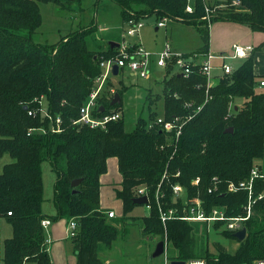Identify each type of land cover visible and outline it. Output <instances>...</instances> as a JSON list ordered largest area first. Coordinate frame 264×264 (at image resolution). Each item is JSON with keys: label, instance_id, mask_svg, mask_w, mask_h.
Here are the masks:
<instances>
[{"label": "trees", "instance_id": "obj_1", "mask_svg": "<svg viewBox=\"0 0 264 264\" xmlns=\"http://www.w3.org/2000/svg\"><path fill=\"white\" fill-rule=\"evenodd\" d=\"M114 1L121 6L125 22L130 17L139 20L155 15L195 25L203 39L202 53L209 51L214 21H234L264 31V0H239V5L232 0H215L226 6L212 16L211 23L203 18V0L195 1L192 13L186 9L188 0ZM81 2L0 0V156L9 154L12 158L0 171V220L6 218L13 229L2 245L1 264H53L45 218L52 223L60 219L77 222V232L71 236L76 264H106L99 257V244L111 246L119 236L112 220L115 217L101 207V176L108 171V159L113 156L123 178L117 196L122 200L124 217L139 205L134 202L137 190L146 187L150 212L133 216L134 221L142 223L144 236L160 235L164 240L167 235L176 251L173 258L207 257L210 264H253L264 259V200L255 204L244 224L247 236L235 251L218 241L212 251L206 243L208 222L184 220L187 212L173 193V186L179 183L189 196L202 198L207 212L222 207L228 216L247 213V192H231L229 185L248 179L256 160L264 158V91L256 88L254 54L231 74L214 77L210 84L199 66L189 76H166L162 94L149 97L151 109L162 98L163 112L150 109L146 116H139L132 130L126 128L125 113L105 129L78 124L74 121L80 118L94 80L103 71L101 60L118 48L110 41H99L94 26L72 31L55 43L39 42L35 34L43 21L41 3L70 10ZM112 87L114 82L109 80L96 115L123 108L127 87L115 90L121 102L114 105ZM41 97L47 100L54 118L61 116L60 132L51 130L52 121L43 114H29L41 106ZM159 115L180 119L183 127L179 137L148 126ZM43 126L45 132L39 130ZM231 127L233 132H226ZM45 160H50L57 173L54 215L43 210ZM77 178L82 181L73 187ZM263 189L264 178H259L256 192ZM159 203L163 209L177 210L165 225ZM223 226V222L213 224L214 229L222 228L225 236L236 239L234 231Z\"/></svg>", "mask_w": 264, "mask_h": 264}, {"label": "rangeland", "instance_id": "obj_2", "mask_svg": "<svg viewBox=\"0 0 264 264\" xmlns=\"http://www.w3.org/2000/svg\"><path fill=\"white\" fill-rule=\"evenodd\" d=\"M40 6L43 21L41 27L35 34V39L39 42L55 43L72 31L94 26L97 29L95 35L101 42L112 40L119 43H134L138 41L146 50L153 53H160L167 44H169L174 51L188 54L200 52L203 46L202 36L195 25L170 17H166V26H161L159 28H157V23L160 19L155 15L142 17L145 26L142 27L135 36L127 35L126 30L128 25L122 17L121 6L114 0H82L80 4L73 5V8L70 10H63L59 5L53 3H41ZM222 22L231 24L227 26V31H222L218 28L223 24ZM240 25L244 26L243 28H251L246 24ZM215 26L216 29L214 28ZM234 26H236V24L228 20H217L212 22L210 25L211 39L213 28L215 29L213 34L216 40L217 37L220 41L225 38H232L237 33L233 31ZM237 43L243 44L241 41ZM216 61L218 60L215 59L214 62ZM228 61L239 66L244 60L229 59ZM213 73L220 74L221 70L216 69ZM110 80L114 82L115 90L124 85L127 87L122 97L124 101L122 109L125 113L126 128L132 130L139 116H146L149 113L151 109L149 107L150 95L152 99H155L156 95L162 94L164 86L163 69L156 66L151 79L135 77L130 75V73H121L111 77ZM256 88L264 91V86H260L259 84ZM238 102H242V100L240 99ZM47 105L48 102L44 99L43 106L47 107ZM151 110H156L160 113L163 112L162 98H158L155 101ZM10 161H12V158L9 154L0 156V171L4 164ZM256 165L264 174V158L256 160ZM42 169L45 197L43 210L49 215H54L57 213L54 201L57 173L52 168L50 160H45L43 162ZM118 171L119 167L117 168V172ZM112 175L113 179H110L103 185L102 201L107 211L111 209L116 212V217L112 218V220L119 228V236L111 246H107L104 243L99 244V257L106 264H162L163 260L161 256H152L157 243L162 240L161 236H144L142 223L134 221L137 219L133 218V216L141 217L149 214L150 209L147 207V204H139L124 217L123 203L117 196V189L122 187V178L121 175L120 177L113 173ZM184 195L185 194H183V196ZM58 227L59 234H61L62 237L59 242L58 239L52 238L54 242V248H52L53 252L55 253L56 250L58 262H61L65 256L68 260H71L72 257H75V252L69 227L67 226L65 228V226L60 225ZM209 228L210 236L206 243L209 244L208 246L212 251H215V242L217 241L232 252L239 247L240 240L225 236L222 233V228L214 229L212 224H209ZM11 236L12 225L6 218H2L0 221L1 243L6 237L10 238ZM199 236L200 233L198 234V237ZM200 239L205 243L203 238L200 237ZM170 253L171 255L176 254L172 245H170ZM26 264L36 263L34 261H29Z\"/></svg>", "mask_w": 264, "mask_h": 264}, {"label": "built area", "instance_id": "obj_3", "mask_svg": "<svg viewBox=\"0 0 264 264\" xmlns=\"http://www.w3.org/2000/svg\"><path fill=\"white\" fill-rule=\"evenodd\" d=\"M195 1L188 0L187 11L192 13L195 10ZM206 14L204 19L209 23L212 22V16L218 13V10L226 6L224 3H216L215 0H203ZM211 2V3H210ZM232 4L239 5V0H232ZM128 28L126 30L127 35L135 36L137 32L144 26L142 18L136 20L135 17H130L126 21ZM158 27L166 26V18L160 19L158 21ZM118 52L114 55L104 58L100 62V66L103 68L102 73L95 78L93 83V88L81 108V116L79 119L74 121L78 124H88L93 128L101 127L106 128L107 124L111 121H116L122 118L124 115L123 109H111L102 116L96 115L94 113L95 109L100 105L99 99L106 93L105 88H107L108 82L111 77L116 76L113 73L115 65H118V74L130 73V75L151 79L155 67H161L163 69L164 78L170 74H178L189 76L193 73L194 68L199 66V69L206 75L208 83L210 84L212 79L215 77L213 71L219 69L222 71V75L231 74L236 67L233 63L229 62V59H246L248 58L256 49L254 45L247 44L242 45L239 43H234L232 46V51L229 53L213 54L211 52H194V53H182L174 51L169 44H167L163 51L160 53H153L146 50L140 43H120ZM214 59H220V63L215 64ZM117 74V75H118ZM260 86H264V80L260 82ZM111 93H115L114 87L111 88ZM111 94L108 95V98ZM44 97H41L39 103L41 106L36 110L29 111L30 115L36 116L39 113L43 116L48 117L51 121V130L53 132H60L62 130L63 120L61 116H54L49 112L48 106H43ZM105 108V107H103ZM106 110V108L104 109ZM150 128L159 127L162 131L174 132L177 137L181 134L182 123L178 117H173L167 119L163 115H159L156 119L151 121L148 125ZM41 131L45 132L47 129L43 126L40 127ZM259 178H264V174L259 170L258 166H255L251 170L250 177L248 179L242 180L239 183H231L229 185V191L236 192L239 190H244L248 194V203L246 205L247 213L245 215L238 216H228L226 211L222 207H214L210 212L203 207L202 198L199 196H189L181 184H175L173 186L174 199L176 202L180 200L183 212H187L182 216L184 220L190 221H206L208 224H214L216 222H223V228L232 230L234 232L242 229L246 220L250 218L253 214V209L255 204L264 200V189L256 192V181ZM200 178L195 180L198 184ZM211 192V190H209ZM183 194H185L183 196ZM147 195L146 187H140L137 190V196ZM149 199V197H148ZM150 202V200H149ZM147 203V207L150 209L151 205ZM160 217L165 225L167 221L176 215L177 210L173 207H168L163 209L162 204L159 203ZM9 214H12L10 211ZM108 214L110 217H116V212L109 210ZM51 224L49 218L43 220V225L48 228ZM71 236L75 235L77 232V222L73 219L68 224ZM49 242V241H47ZM164 251L160 255L162 257V264H171L172 260H182L184 264H210V260L207 257H190L187 259L173 258L174 255L170 253V245L168 237L166 235ZM1 249L3 243H1ZM0 249V262L2 260V254ZM215 260H218L216 258ZM253 264H264V259H258Z\"/></svg>", "mask_w": 264, "mask_h": 264}, {"label": "crops", "instance_id": "obj_4", "mask_svg": "<svg viewBox=\"0 0 264 264\" xmlns=\"http://www.w3.org/2000/svg\"><path fill=\"white\" fill-rule=\"evenodd\" d=\"M236 24V26H234L233 31L237 32L232 38H225L222 41H220L217 37V40L215 39L214 36V31L216 29V26L213 28V33H212V39H211V33H210V47H209V52L213 53V54H221V53H229L227 51H232V46L234 43H237L238 41H241L244 45L247 44H252L255 46V50L252 54H254V71L255 74L257 75V81L258 84L260 85V82L262 80H264V31H254L251 28L247 27V28H243L244 26H241L240 24L243 23H238V22H234V21H230ZM223 24H221L218 28L221 29L222 31H227V26L231 25V24H227L225 22H222ZM145 26V25H144ZM143 26V27H144ZM157 28H159L157 26ZM112 41V40H111ZM220 41V42H219ZM134 43H139L138 41L134 42ZM120 44V43H119ZM242 44V45H243ZM227 48V49H226ZM226 49V50H225ZM226 52H225V51ZM251 54V55H252ZM247 59V58H246ZM215 60V59H214ZM218 61L214 62L215 64L220 63V59H216ZM236 60V59H235ZM245 60V59H243ZM235 67H237L236 65H234ZM215 77H220L222 76V71L220 74H215ZM260 78V79H258ZM240 103V102H239ZM118 159L117 157H110L108 159V171L103 174L101 176V207L105 209V205L102 201V190L104 188V184L109 181L110 179H113V175H121L122 178V174L118 171L117 172V168H118ZM123 179V178H122ZM111 210V209H110ZM1 221V220H0ZM8 221V220H7ZM9 222V221H8ZM10 223V222H9ZM69 222L66 219H60L56 222H51V224L49 225V249L52 255V260H53V264H76L77 263V256L74 254L75 257H72L71 260H68L67 257H63V259L61 260V262L57 261V252L55 250V253L53 252V239L56 238L59 240H61L62 235L59 234V225L60 226H65V228L68 226ZM12 234H13V229H12ZM55 235V236H54ZM9 237H6L4 240H6ZM53 238V239H52ZM3 240V242H4ZM2 242V243H3ZM57 245V244H56ZM3 247L1 249V254L3 253ZM1 264V262H0Z\"/></svg>", "mask_w": 264, "mask_h": 264}, {"label": "water", "instance_id": "obj_5", "mask_svg": "<svg viewBox=\"0 0 264 264\" xmlns=\"http://www.w3.org/2000/svg\"><path fill=\"white\" fill-rule=\"evenodd\" d=\"M110 44L111 46H116L118 47L119 46V42L117 41H110ZM118 71H119V67L118 65H115L114 66V69H113V73L115 75L118 74ZM121 102V96L118 92H116L115 96L113 97L112 101H111V104L114 105L116 103H120ZM105 108H103L104 110ZM226 132H233V127L231 128H228L226 130ZM82 181V178H77V179H74L73 182H72V186L73 187H76L78 186ZM134 202L137 203V204H147L149 202V199L147 197V195H143V196H138L134 199ZM234 237H236L237 239H239L240 241H243L246 236H247V228L244 226L242 229L234 232ZM164 247H165V242L164 240H160L158 243H157V246L152 254L153 257H157V256H160L162 254V252L164 251ZM171 264H184V261L182 260H172Z\"/></svg>", "mask_w": 264, "mask_h": 264}]
</instances>
